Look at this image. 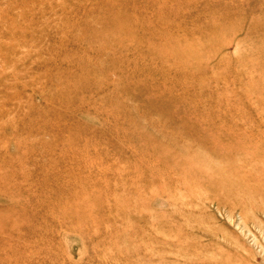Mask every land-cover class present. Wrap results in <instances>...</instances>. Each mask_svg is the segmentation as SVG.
Segmentation results:
<instances>
[{"label":"rangeland","instance_id":"374dc122","mask_svg":"<svg viewBox=\"0 0 264 264\" xmlns=\"http://www.w3.org/2000/svg\"><path fill=\"white\" fill-rule=\"evenodd\" d=\"M0 264H264V0H0Z\"/></svg>","mask_w":264,"mask_h":264}]
</instances>
